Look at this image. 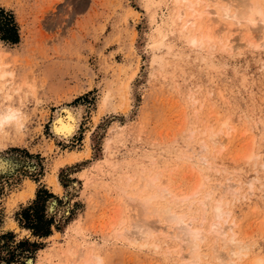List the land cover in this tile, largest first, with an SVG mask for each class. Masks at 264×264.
<instances>
[{
	"label": "rangeland",
	"instance_id": "rangeland-1",
	"mask_svg": "<svg viewBox=\"0 0 264 264\" xmlns=\"http://www.w3.org/2000/svg\"><path fill=\"white\" fill-rule=\"evenodd\" d=\"M169 1L149 16L146 0H0L14 14L20 35L17 44L0 40L2 69L9 73L0 78V106L19 111V119L0 127V161L6 163L0 166V235L11 231L14 242L25 238L39 245L10 264L65 261L56 252L70 244L96 247L99 264H188L191 248L181 234L174 237L179 233L174 222L141 215L129 199L154 191L143 187L157 174V187L173 197L195 192L182 202H163L202 229L200 264H228L234 246L244 247L239 264L258 256L264 264L263 23L239 30L232 18L226 21L233 24L230 30H222L224 21L208 26L214 10L221 13L217 8L226 5L239 13L243 0H194L201 16L187 27L189 33L173 16L178 5ZM258 1L264 11V0ZM207 30L212 42L189 46L191 33ZM64 107L80 116L69 142L51 128L65 115ZM225 120L228 134L227 127L220 128ZM219 128L222 144L209 140L204 149L208 132ZM250 152L254 158L248 160ZM39 187L54 195L45 203L54 220L45 238L33 236L15 218ZM140 189L143 194H136ZM209 190L204 212L198 201ZM220 199L229 211L223 239L211 231L216 221L211 207ZM147 223L155 228L146 242L120 235ZM234 233L240 248L224 242Z\"/></svg>",
	"mask_w": 264,
	"mask_h": 264
},
{
	"label": "bare ground",
	"instance_id": "bare-ground-1",
	"mask_svg": "<svg viewBox=\"0 0 264 264\" xmlns=\"http://www.w3.org/2000/svg\"><path fill=\"white\" fill-rule=\"evenodd\" d=\"M148 3H149V5L151 4V11L148 13V15L149 16H151L152 15V13H154L155 12V10H156V8H158V6H160V5H163L165 8L166 7H168V3L170 2L169 0H159V2L157 1V2H155V0H146ZM198 1V0H197ZM197 1H194V0H173V2H172V4L173 3H175V4H177L178 6H177V8L175 9V11H173L172 13H173V16H175L177 19H179L180 20V22H182L181 23V25H182V27L183 28H181V29H188L187 27H194L195 26V24L197 23V19L198 18H200V16H201V12L200 11H198V10H196L195 9V6L197 7ZM240 1V0H239ZM243 3V4H242ZM241 3V5H242V7H243V9H242V11L241 12H235V13H231L230 11H229V7H226V5L225 6H220V8H217V9H220L221 10V13L220 12H218V11H216V10H214L213 11V14L215 15V17H212V16H210V18L208 17V21H209V23H208V26H210L211 24H213L215 21L217 22V23H222L221 21H224V24H223V26H221V27H223L222 28V30H224V29H231V27H232V23H230V22H226V21H228V20H230V19H232V18H235L236 19V21L234 20V19H232V21L234 20L235 21V23H236V25H237V29H241V25H243V24H247V29L249 28V29H251V27H253V26H255V24H256V22H259V21H261L262 23H263V26H264V11H263V9H262V7L260 6V4H259V1L258 0H243V2ZM171 5V4H170ZM199 5V4H198ZM218 5V4H217ZM240 5V6H241ZM247 7L246 9H245V7ZM170 7V6H169ZM207 9V8H206ZM241 10V9H240ZM239 10V11H240ZM204 14V13H203ZM212 14V13H211ZM210 14V15H211ZM212 14V15H213ZM209 15V14H208ZM207 15V16H208ZM174 17V18H175ZM213 20H212V19ZM258 20V21H257ZM212 22V23H211ZM234 23V22H233ZM234 23V24H235ZM222 25V24H221ZM248 26H251V27H248ZM160 28V27H159ZM207 28V27H206ZM158 29V28H157ZM160 29H158V31H159ZM192 30H193V28H192ZM214 30H217L216 28L214 29ZM242 30V29H241ZM189 31H191V30H189L188 29V32ZM195 31V30H194ZM193 32V31H192ZM217 33L219 32H221V30H218V31H216ZM249 32V31H248ZM190 33V32H189ZM213 33V32H212ZM215 33V32H214ZM213 33V34H214ZM248 33H246L245 35H244V38L247 40V38H248V36H249V34L247 35ZM198 36V35H197ZM196 36V33L195 32H193V33H191V36H190V39H189V46L191 47V46H193V47H198V48H200V47H202L203 46V44H205L206 43V45L208 44V43H210V42H212V39H214V38H211V33H210V30H207V31H205V33L202 35L201 34V36H198L197 37ZM160 37V36H159ZM158 37V38H159ZM213 37V36H212ZM229 37V36H228ZM225 38V42H224V44H223V47H226L227 48V46H228V44H229V42L231 41L229 38ZM243 38V39H244ZM221 39V38H220ZM157 40V39H156ZM222 40V39H221ZM221 40H219V43L220 44H222V42H221ZM244 42V41H243ZM247 42V41H246ZM211 46H212V44H211ZM232 46H234V45H232ZM231 46V47H232ZM212 47H214V46H212ZM229 47H230V45H229ZM230 47V48H231ZM195 49V48H194ZM199 50V49H198ZM3 59V57L1 56V51H0V78L2 79V78H4L5 77V75H7V74H9L8 72H6L5 70H3L2 69V62H1V60ZM4 84H6V83H4ZM6 86V85H5ZM0 88H1V85H0ZM7 90V89H6ZM108 90V93L110 92L109 91V89H107ZM3 92V90H0V92ZM107 93V92H106ZM5 94H7V93H5ZM4 94V95H5ZM106 95V94H105ZM111 96H112V94H111ZM4 98V97H3ZM6 100V99H5ZM3 101H4V99H3ZM105 105L106 104H108V101H107V99H105L104 100V102H103ZM5 104H7V103H5ZM65 108V115L64 116H57V118L55 119V121H53V123L51 124V128H52V131H53V135H55L57 138L59 137V138H62L61 140H64L65 142H69V140L71 139V137L74 135V132H75V130L77 129V125H78V122H79V111L76 109V110H74V109H71V108H69V107H64ZM64 112V111H63ZM18 116H19V111L17 110V109H15L14 107H12V106H10V105H5V107H1L0 106V127L2 126V125H4L5 123H8V122H10V121H13V120H16L17 118H18ZM19 119V118H18ZM18 121V120H17ZM221 123V122H220ZM221 127H224V128H226L227 130H225V132H226V134H228L229 133V131H228V129H231L230 128V126H228V122H227V120H225V121H223L222 122V126H220V128ZM220 128H219V130L217 131V132H214V131H212L213 130V128H211L212 130L211 131H209L208 133H210L209 134V136H208V138H207V140L204 142V143H202V147L204 148V149H207L210 145V143H209V140H210V142H211V144H219V143H221L222 144V139H223V135H219V132H222V130H220ZM232 130V129H231ZM1 131V130H0ZM192 134V133H191ZM222 134V133H221ZM226 138V137H225ZM225 140V139H224ZM209 143V144H208ZM224 143V142H223ZM255 143V142H254ZM213 146H215V145H213ZM212 146V147H213ZM220 147V146H219ZM252 147V146H251ZM202 148V150H204ZM221 148V147H220ZM223 148V147H222ZM215 149V148H214ZM217 150V149H216ZM202 152V151H201ZM254 152L252 153V152H250L246 157V159H250V158H252L254 155ZM196 156V155H195ZM190 157V156H189ZM190 158H192V156L190 157ZM189 158V159H190ZM198 158H200L199 156H198ZM245 158V157H244ZM254 158V157H253ZM252 158V159H253ZM256 158H257V155H256ZM192 159H194V158H192ZM201 160V162L202 163H207V166L209 165L208 163H209V159L207 158V157H202V158H200ZM246 159H245V163H246ZM248 159V160H249ZM251 159V160H252ZM257 160V159H256ZM195 161V160H194ZM194 161H192L193 163H194ZM190 162V161H189ZM201 162H199V163H201ZM191 163V162H190ZM255 163V162H254ZM4 164H6V163H3V162H1L0 161V166H4ZM197 164V163H196ZM263 167H264V162H262V164H261ZM6 166V165H5ZM4 166V167H5ZM148 176V175H147ZM157 176V177H156ZM156 176H154L153 178H150V179H148V181H147V188H144L143 187V189H146V190H154V191H151V192H149V193H147L148 195H146V196H144L141 200L140 199H138V198H134V197H136V196H128L129 197V199H131V200H133L135 203H137V207H138V210H139V213L141 214V215H143V216H145L146 214H148L151 218L152 217H155V218H159V219H163V220H165V219H167V220H165L166 222H168V223H172V222H174L173 224L175 225V227H173V229L174 228H177L178 229V231H179V233H175V235H174V237H177L179 234H181V235H179L180 237H181V240H185V241H187V243L189 244V246H190V248H191V250H190V255H189V259L190 260H188V258H187V260H188V264H200V261H201V259H200V253H198V252H196V251H200V249H199V243L201 242V240L202 239H204L205 238V236L202 234L203 232H202V229H200V228H197V227H195V226H193V221H192V217H189L187 214H182V213H174L175 211H174V206H172V205H168V206H165V203L167 204V202L169 203L170 202V204L171 203H177L178 201H180V202H182V201H184V200H187V199H189V197H191L195 192L193 191V194H191V196H187V197H173L174 195H171L172 193L169 191V190H167L166 188H162V187H157V184H155V180H157V178H158V174L156 175ZM146 179V178H145ZM142 180V179H141ZM252 180H253V178H252ZM145 182H146V180H144ZM205 181V180H204ZM204 181H202V182H200L199 183V185L201 186V184L204 182ZM29 182V181H28ZM249 182V181H248ZM142 184V183H141ZM145 184V183H144ZM251 184V183H250ZM31 185V184H30ZM53 185H54V189L56 190V191H58L59 192V190L61 189L60 188V185L58 184V182L56 181V180H53ZM228 185V184H227ZM252 185V184H251ZM249 186V187H252V186ZM32 186V185H31ZM75 186V185H74ZM198 186V185H197ZM231 186V185H230ZM230 186H227L226 187V189L225 190H227V189H230L229 187ZM33 187V186H32ZM146 187V186H145ZM225 187V186H224ZM213 188V187H212ZM232 188V187H231ZM71 189V188H70ZM74 189H75V187H74ZM196 189V188H195ZM199 190V189H198ZM197 191V190H196ZM230 191V190H229ZM137 192V193H136ZM143 192H144V190H142V189H140V190H136L135 191V193L136 194H140L141 195V193L143 194ZM236 192H238V191H236L235 190V192H233V190H232V193H234V195H235V193ZM27 194V193H26ZM135 194V195H136ZM229 194V193H228ZM29 195L31 196L32 195V193L31 192H29ZM205 196H204V198L205 199H199V205L201 206L200 208L204 211V212H206L207 210H208V207H210V200H209V197L211 196V191L209 190L208 192H206V194H204ZM21 196H23V195H21ZM20 197V196H19ZM26 196H23V199L25 198ZM203 197V196H202ZM128 199V200H129ZM165 199H168V201L167 202H163ZM193 201V200H192ZM191 202V201H190ZM132 203V202H131ZM131 203H129V204H131ZM216 204L215 205H212V207H211V209L213 210V214H214V217H215V219H216V221H215V223L212 225L213 227H212V229H211V231L213 230L215 233H216V237H220V238H225L227 235H228V232L226 231V230H224V224L223 223H225L226 221H227V219H228V217H229V211H226L225 210V207H226V205H227V201H222L221 199L220 200H218V201H216L215 202ZM182 204V203H181ZM189 205H191V204H189ZM50 207V206H49ZM176 207V206H175ZM173 208V209H172ZM52 209V208H51ZM150 209H152L151 211H150ZM136 210V209H135ZM177 212V211H176ZM185 213V212H184ZM203 214V213H202ZM148 215H146V216H148ZM204 215V214H203ZM203 217V216H202ZM145 218V217H144ZM149 218V217H148ZM158 218H157V220H158ZM141 219V218H140ZM204 219V218H203ZM214 219V218H213ZM156 220V221H157ZM162 223V222H161ZM160 223V224H161ZM167 223V225H163V229H164V231H166V232H168V227H170L171 226V224H168ZM211 224H212V222H211ZM230 225H228L229 226V228H230V226H233L234 225V223L231 225V223H229ZM170 225V226H169ZM144 226V225H143ZM146 226V227H145ZM143 228H145V229H143V228H140V227H138V231H140L141 229H143L142 231H140V234H138L139 232L137 231V232H135L134 233V230L132 231V232H120L121 234L120 235H122V236H124L126 239L128 238V239H131V241L132 242H135V241H137L138 239H140L141 237V239H143V238H145V239H143L144 240V242H146L147 240H149L148 238L149 237H152L151 236V233H152V231H154V228H155V226H153V224L152 223H147V225H145ZM142 227V226H141ZM226 227H227V225H226ZM225 227V228H226ZM139 228H140V230H139ZM211 228V227H210ZM232 228V227H231ZM230 228V229H231ZM263 228V227H262ZM123 230H125V229H123ZM122 230V231H123ZM164 231H162V232H164ZM77 232H79V230L77 231ZM214 232H212V233H214ZM177 234V235H176ZM118 236V235H117ZM124 238V239H125ZM127 239V240H128ZM221 239V240H222ZM180 240V241H181ZM217 240V239H216ZM220 240V239H219ZM226 241H228V242H235V241H237L236 240V235H235V233L232 235H230V237L228 238V240H226L225 239V241L224 242H226ZM216 242V241H215ZM227 242V243H228ZM240 242V241H239ZM236 244H238V246H237V248H240L241 246H239V243H237V242H235ZM225 244V243H224ZM78 245V244H77ZM82 245V244H81ZM144 245L146 246V244L144 243ZM143 245V246H144ZM140 246V245H139ZM157 246H159V244L157 245ZM156 246V247H157ZM243 247V246H242ZM242 247L239 249V250H236L235 249V246L234 247H231L230 248V255H231V258H229V263L228 264H239V262H238V259H240V257H241V249H242ZM181 249L183 248V247H180ZM213 248V247H212ZM233 248V249H232ZM244 248V247H243ZM232 249V250H231ZM189 251V250H188ZM219 251V250H218ZM196 252V253H195ZM216 252V251H215ZM221 252V251H220ZM56 255H61L62 257H64V259H65V261H63V259H62V261L60 260V262H56L55 264H77V263H79V264H99L100 262H101V257H100V255L97 253V248L96 247H88V246H86V247H80L79 245H78V247L77 246H73L72 244H70L68 247H66L64 250H61V251H59V252H56ZM55 255V256H56ZM184 256V255H183ZM187 256V255H186ZM218 256V255H217ZM236 257V258H235ZM55 258V257H54ZM59 258V257H58ZM61 258V257H60ZM184 258H186L185 256H184ZM224 260V259H223ZM96 261V262H95ZM28 263V262H27ZM187 263V262H186ZM185 263V264H186ZM209 264V263H208ZM211 264V263H210ZM224 264H225V262H224ZM249 264H263V259L261 258V257H256V258H254L253 260H251L250 261V263Z\"/></svg>",
	"mask_w": 264,
	"mask_h": 264
},
{
	"label": "trees",
	"instance_id": "trees-1",
	"mask_svg": "<svg viewBox=\"0 0 264 264\" xmlns=\"http://www.w3.org/2000/svg\"><path fill=\"white\" fill-rule=\"evenodd\" d=\"M0 40L8 44H17L20 41L19 28L14 14L0 7ZM54 195L43 187L36 190L35 198L20 212L15 213V218L22 228L31 232L38 238H45L51 234L53 217H48L45 212V203ZM15 235L11 231L0 235V263L5 261L10 264L28 253H33L38 247L37 242L21 239L14 242ZM14 243V244H13ZM6 251V255L2 251Z\"/></svg>",
	"mask_w": 264,
	"mask_h": 264
}]
</instances>
